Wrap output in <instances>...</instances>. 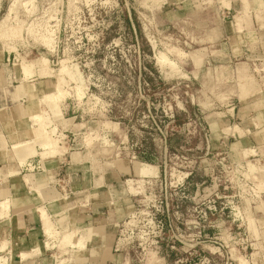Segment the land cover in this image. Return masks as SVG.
I'll return each instance as SVG.
<instances>
[{"label":"rangeland","instance_id":"1","mask_svg":"<svg viewBox=\"0 0 264 264\" xmlns=\"http://www.w3.org/2000/svg\"><path fill=\"white\" fill-rule=\"evenodd\" d=\"M225 5L0 0V59L49 82L39 115L52 140L38 142L64 144L65 101L93 160L160 169L130 182L139 194L118 245L138 264H264V151L240 154L229 140L244 106L264 97V28L237 52V8Z\"/></svg>","mask_w":264,"mask_h":264},{"label":"crops","instance_id":"2","mask_svg":"<svg viewBox=\"0 0 264 264\" xmlns=\"http://www.w3.org/2000/svg\"><path fill=\"white\" fill-rule=\"evenodd\" d=\"M174 1L184 3L187 10L204 2ZM214 1L226 4L225 9L237 8L231 30L235 50L243 52L246 45L252 46L264 28V0ZM8 59H0V200L9 203L7 214L0 217V247L6 243L0 253L11 258L9 264H138L132 247L118 245L139 194L130 182L156 176L160 169L140 159L93 160L81 124L75 116L66 118L65 111L75 110L65 101L61 123L73 120V124H57L68 133H64V144L51 148L37 143L38 137L52 129L45 125L39 134L32 118L47 109L42 98L48 94L49 82L25 77L6 63ZM230 110L236 113V107ZM240 119L233 126L230 143L239 147L240 154L249 148L264 151V97L244 106ZM225 125L222 134H227L229 126ZM143 163L154 169L140 174ZM71 233L73 238L65 241Z\"/></svg>","mask_w":264,"mask_h":264},{"label":"bare ground","instance_id":"3","mask_svg":"<svg viewBox=\"0 0 264 264\" xmlns=\"http://www.w3.org/2000/svg\"><path fill=\"white\" fill-rule=\"evenodd\" d=\"M47 61V60H46ZM65 62V61H64ZM62 63V62H61ZM60 63V64H61ZM62 65V64H61ZM62 67V66H61ZM66 67V66H65ZM64 67V68H65ZM63 68V70L64 71H66L65 69ZM62 70V69H61ZM63 72V71H62ZM59 73H61V71L59 72ZM66 73V72H65ZM68 74V73H67ZM69 75V74H68ZM72 77V76H71ZM61 79V78H60ZM59 80V79H58ZM73 80V79H72ZM65 85V84H64ZM79 87V86H78ZM77 89V88H76ZM57 90H59L58 88H57ZM82 92V94H83V91H81ZM58 94H60L61 96H62V94L61 93H59L58 92ZM56 95V96H59V95ZM80 95V94H79ZM77 97H79V96H77ZM54 110L56 109V105L54 104V108H53ZM57 111H58V109H57ZM33 120L35 121V122H38V125H39V134H41V131H42V128H43V125H41L42 123H40L41 122V120H40V115L39 114H36V115H34L33 116ZM33 134H35V133H33ZM39 138V140L38 141H46V140H52V137L51 136H44V137H42V136H40V137H38ZM29 141V140H28ZM37 141V142H38ZM24 143V142H23ZM27 144H30V143H27ZM19 145H21V144H19ZM25 145V144H24ZM31 145V144H30ZM30 147V146H29ZM17 148H19V147H17ZM16 148V149H17ZM24 149H27V146L26 147H24ZM19 151H20V149H18ZM18 151V152H19ZM30 151V150H29ZM32 151V150H31ZM21 152V151H20ZM14 153V152H13ZM23 153V152H22ZM21 154V153H20ZM25 158V157H24ZM20 159V158H19ZM8 210H9V203H8V200H0V217H2V215H5V214H7V212H8ZM42 213H43V211H42ZM44 217V216H43ZM67 237H68V235H67ZM66 236H65V238H67ZM71 237H73L72 235H71ZM67 239H69L70 240V237H68ZM69 240H65V241H68L69 242ZM3 245L0 247V248H5V246H6V243H2ZM68 244V243H67ZM12 249V248H11ZM29 255V254H28ZM10 256V255H9ZM25 256V255H24ZM22 258H24L23 256H22ZM9 259V258H8ZM11 259V258H10ZM9 259V260H10ZM6 259H5V257H3V256H1L0 255V264H5L4 263V261H5ZM10 262V261H9Z\"/></svg>","mask_w":264,"mask_h":264}]
</instances>
